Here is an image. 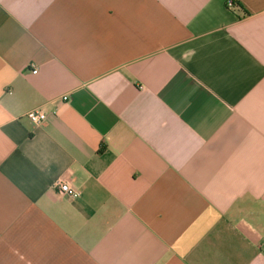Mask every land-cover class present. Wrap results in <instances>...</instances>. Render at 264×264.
I'll use <instances>...</instances> for the list:
<instances>
[{
	"label": "crops",
	"instance_id": "1",
	"mask_svg": "<svg viewBox=\"0 0 264 264\" xmlns=\"http://www.w3.org/2000/svg\"><path fill=\"white\" fill-rule=\"evenodd\" d=\"M0 264H264V0H0Z\"/></svg>",
	"mask_w": 264,
	"mask_h": 264
},
{
	"label": "built area",
	"instance_id": "2",
	"mask_svg": "<svg viewBox=\"0 0 264 264\" xmlns=\"http://www.w3.org/2000/svg\"><path fill=\"white\" fill-rule=\"evenodd\" d=\"M230 1L227 2V7H230ZM32 73H36L33 71ZM25 117L33 124L39 125L46 119L45 112L40 108L36 107L34 109L26 112ZM53 189L61 196H66L71 199L78 198L80 196V191L74 187H71L68 183L64 182L61 179H57L53 183Z\"/></svg>",
	"mask_w": 264,
	"mask_h": 264
},
{
	"label": "trees",
	"instance_id": "3",
	"mask_svg": "<svg viewBox=\"0 0 264 264\" xmlns=\"http://www.w3.org/2000/svg\"><path fill=\"white\" fill-rule=\"evenodd\" d=\"M230 3H231V6L230 7H228L229 9H234V7H235V4L232 2V1H230Z\"/></svg>",
	"mask_w": 264,
	"mask_h": 264
}]
</instances>
